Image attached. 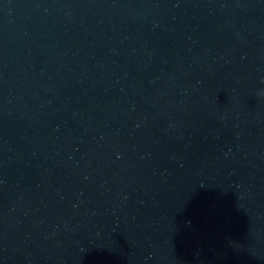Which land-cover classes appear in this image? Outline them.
<instances>
[{"label": "water", "instance_id": "95a60500", "mask_svg": "<svg viewBox=\"0 0 264 264\" xmlns=\"http://www.w3.org/2000/svg\"><path fill=\"white\" fill-rule=\"evenodd\" d=\"M0 264H264V0H0Z\"/></svg>", "mask_w": 264, "mask_h": 264}]
</instances>
